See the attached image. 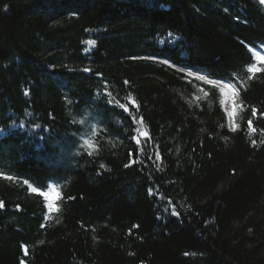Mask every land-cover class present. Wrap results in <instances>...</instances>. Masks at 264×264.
<instances>
[{
  "label": "trees",
  "instance_id": "16d2710c",
  "mask_svg": "<svg viewBox=\"0 0 264 264\" xmlns=\"http://www.w3.org/2000/svg\"><path fill=\"white\" fill-rule=\"evenodd\" d=\"M262 46V0H0V264H264Z\"/></svg>",
  "mask_w": 264,
  "mask_h": 264
},
{
  "label": "rangeland",
  "instance_id": "374dc122",
  "mask_svg": "<svg viewBox=\"0 0 264 264\" xmlns=\"http://www.w3.org/2000/svg\"><path fill=\"white\" fill-rule=\"evenodd\" d=\"M256 62H264V47H261L260 50H253L251 49ZM252 71L256 70V67L251 68ZM189 74V73H188ZM192 75V74H191ZM193 76V75H192ZM215 85H217L222 93L223 100V108L227 115V121L230 128H233L234 125V110H235V90L228 84H224L221 82L213 81ZM229 113H233L230 117ZM50 187L47 191L43 192V196L46 201V206L48 209V214H51L55 210V202L57 199V190L54 184H50ZM33 191H36L33 187H31Z\"/></svg>",
  "mask_w": 264,
  "mask_h": 264
},
{
  "label": "snow or ice",
  "instance_id": "6c2138e0",
  "mask_svg": "<svg viewBox=\"0 0 264 264\" xmlns=\"http://www.w3.org/2000/svg\"><path fill=\"white\" fill-rule=\"evenodd\" d=\"M262 2H264V0H262ZM89 43H92L91 41L89 42ZM182 67L183 66H185V65H181ZM85 71H89L88 69H85ZM249 71H251V69H249ZM189 74H191V73H189ZM197 79H204V77H197ZM212 81H209V83H211ZM125 83H127V82H125ZM121 107H123V105H121ZM233 115V113H229V116L231 117Z\"/></svg>",
  "mask_w": 264,
  "mask_h": 264
}]
</instances>
